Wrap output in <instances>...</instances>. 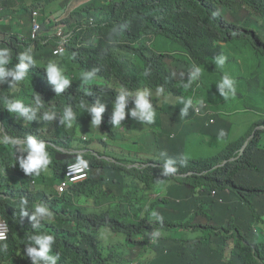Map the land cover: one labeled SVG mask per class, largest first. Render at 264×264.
Segmentation results:
<instances>
[{
  "label": "clouds",
  "instance_id": "obj_1",
  "mask_svg": "<svg viewBox=\"0 0 264 264\" xmlns=\"http://www.w3.org/2000/svg\"><path fill=\"white\" fill-rule=\"evenodd\" d=\"M15 164L35 194L0 187V264H264V0H0Z\"/></svg>",
  "mask_w": 264,
  "mask_h": 264
},
{
  "label": "trees",
  "instance_id": "obj_2",
  "mask_svg": "<svg viewBox=\"0 0 264 264\" xmlns=\"http://www.w3.org/2000/svg\"><path fill=\"white\" fill-rule=\"evenodd\" d=\"M124 4V3H123ZM74 17L77 19V21H81L82 18L80 15L76 14ZM112 25V22L110 23V26ZM99 29H102L100 26L98 27ZM79 36H83V33L80 32ZM177 47L181 48V45L179 44V41H176ZM167 49H172V47L168 46L166 47ZM101 48H98L97 52L99 53ZM151 54L153 56L154 61H156L162 68L159 72L153 74V75H147L145 76L144 74L142 75H137L136 77H141L147 84H152L154 86H159L161 82V75L163 74V67L165 66V61L163 59L162 55H158L156 52L151 51ZM179 56V55H177ZM133 108V107H132ZM129 109V108H128ZM13 171L14 173L11 175H2L0 174V187H5V186H11L15 192L16 196L18 199L14 201L15 204L20 205L21 200H26L25 197L27 194H35L34 191H30V186L28 183H25L24 186H22L21 181H24V179L29 178V175H26L22 169H20L18 164L13 165ZM36 191L38 194L41 192V188L39 186L35 187ZM102 201L108 202L110 201L109 193L107 191H104L103 193V198ZM32 205V202H31ZM107 208H110V205L106 206ZM191 212V206L188 205L187 208V215ZM199 234H193V239L198 240ZM80 255L77 252H74L72 249H67V252L63 254V257L58 260V264H72L71 261H75L74 263L76 264H81L79 260Z\"/></svg>",
  "mask_w": 264,
  "mask_h": 264
},
{
  "label": "rangeland",
  "instance_id": "obj_3",
  "mask_svg": "<svg viewBox=\"0 0 264 264\" xmlns=\"http://www.w3.org/2000/svg\"><path fill=\"white\" fill-rule=\"evenodd\" d=\"M218 100H221V99H218ZM222 104H223V106L225 107V108H227V109H230L231 108V106H230V101H223L222 102ZM236 118H238V120L239 121H242L243 119H244V115H242V114H238V115H236L235 116ZM138 129H139V131H137L136 132V142H137V144L140 142V141H142V149H144V147H145V144L148 142L146 139H147V137H148V135H147V129H145V128H140V127H138ZM129 144H130V142H129ZM192 154L193 155H196V153H195V151H192ZM54 181V180H53ZM52 181V182H53ZM54 183H56L55 181H54ZM157 186L158 187H162V185L160 184V183H158L157 184ZM55 187V185L54 184H50V186H49V188H54ZM51 224H53V225H55V226H58V225H64V226H66L65 224H63V223H59L58 221H56V220H53L52 221V223ZM66 227H68V226H66ZM69 230V229H68Z\"/></svg>",
  "mask_w": 264,
  "mask_h": 264
},
{
  "label": "bare ground",
  "instance_id": "obj_4",
  "mask_svg": "<svg viewBox=\"0 0 264 264\" xmlns=\"http://www.w3.org/2000/svg\"><path fill=\"white\" fill-rule=\"evenodd\" d=\"M45 198V197H44ZM199 239V238H198Z\"/></svg>",
  "mask_w": 264,
  "mask_h": 264
}]
</instances>
